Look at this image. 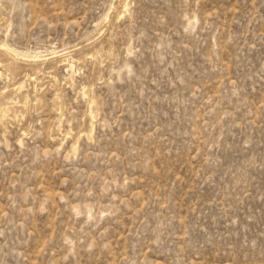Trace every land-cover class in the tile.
<instances>
[{
  "label": "rangeland",
  "instance_id": "1",
  "mask_svg": "<svg viewBox=\"0 0 264 264\" xmlns=\"http://www.w3.org/2000/svg\"><path fill=\"white\" fill-rule=\"evenodd\" d=\"M0 264H264V0H0Z\"/></svg>",
  "mask_w": 264,
  "mask_h": 264
},
{
  "label": "bare ground",
  "instance_id": "2",
  "mask_svg": "<svg viewBox=\"0 0 264 264\" xmlns=\"http://www.w3.org/2000/svg\"><path fill=\"white\" fill-rule=\"evenodd\" d=\"M4 47V51L6 54L10 55L11 57H17V52L15 50L10 49L7 45H1ZM2 51V50H1Z\"/></svg>",
  "mask_w": 264,
  "mask_h": 264
}]
</instances>
